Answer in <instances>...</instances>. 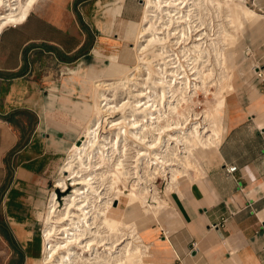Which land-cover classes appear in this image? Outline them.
Segmentation results:
<instances>
[{
    "label": "crops",
    "instance_id": "obj_1",
    "mask_svg": "<svg viewBox=\"0 0 264 264\" xmlns=\"http://www.w3.org/2000/svg\"><path fill=\"white\" fill-rule=\"evenodd\" d=\"M254 2L264 14V0ZM142 7L143 0H45L0 33V253L7 256L0 264L37 262L32 232L43 225L48 182L92 117V103H82L87 86L113 53L133 66L126 31ZM252 48L250 67L225 95L221 141L202 164L212 159L169 195L171 211L166 202L159 220H172L151 225L158 228L145 238L152 264H264V38ZM18 111L25 113L16 126L6 117ZM229 167L236 171L227 174Z\"/></svg>",
    "mask_w": 264,
    "mask_h": 264
},
{
    "label": "bare ground",
    "instance_id": "obj_2",
    "mask_svg": "<svg viewBox=\"0 0 264 264\" xmlns=\"http://www.w3.org/2000/svg\"><path fill=\"white\" fill-rule=\"evenodd\" d=\"M38 1L0 0V33L23 23ZM261 17L246 0H143L141 20L127 28L134 34V64L125 68L113 53L94 83L91 120L80 144L67 150L55 180L56 190L71 187V193L62 208L52 194L43 220V257L35 264H152L145 261L150 244L135 222L150 216L158 222L160 202L146 205L155 198V177L165 174L174 194L181 178L192 182L204 171L202 154L222 138L232 41L244 23ZM213 86V105L190 111L198 93L207 99ZM106 114L120 116L103 135ZM133 152L131 161L127 153ZM129 161H141L139 177ZM129 183V193L122 192L119 185ZM121 197L127 210L118 219ZM137 208L143 212L138 219ZM126 213L129 224L123 222Z\"/></svg>",
    "mask_w": 264,
    "mask_h": 264
},
{
    "label": "rangeland",
    "instance_id": "obj_3",
    "mask_svg": "<svg viewBox=\"0 0 264 264\" xmlns=\"http://www.w3.org/2000/svg\"><path fill=\"white\" fill-rule=\"evenodd\" d=\"M42 1H45V0H39L38 2H42ZM250 2H251V0H246V5L248 7H250V8H254L255 10H257V3H255L254 0H252L251 3ZM253 4L256 5V6L254 7ZM262 15H264V14H262ZM230 26L232 27L233 25H230ZM259 26H261V27H259ZM237 32H238V34H237ZM237 32H236V37L237 38L234 39L232 41V44H231L232 45L231 53L228 54V56H227V58L225 60L226 61V66L228 68L227 69V74H230L231 75L230 78H232V80H230V82H233L235 80V78L237 77V72L250 67V63L251 62L247 59L248 57H250L249 53L253 52V48L252 47H254L255 43L257 41H259L260 38L261 39L264 38V18H262L260 20V22H258L256 24H251V23H248V22L244 23V31L241 33V31L237 30ZM126 38L131 40V43L129 45V49L127 48V53H128L129 56L133 57V59H134V52L132 50V47H133L132 44H133V39H134L133 32L127 30L126 31ZM247 54H249V55L247 56ZM110 64H111V61L109 60V62L102 64L101 68H103L105 70ZM182 64H183L184 68L185 69L187 68L186 70H188L187 62L184 61ZM122 66H124L125 68H132V66L131 67H128V66H125V65H122ZM217 71H218V69H217ZM95 82L96 81H94L93 83L89 84V86H87V93H89L90 96L86 97L85 100L82 103H87V102L88 103H92V98H93L92 97V92L94 91V83ZM210 91H211V93H210L211 96L208 95L207 99L201 93H198V98H197L198 104L196 105V107L192 106L190 108V111H193V109H194L195 112L201 113L203 110L207 109L208 106H212L213 103L215 102L214 96L212 94V93L216 92V89L214 88V86L211 87ZM224 92H225V90H224ZM229 92H231V88H228V93ZM205 100L209 101L210 104L209 103L206 104ZM74 111L76 113L78 112L77 110H74ZM107 115L108 114H106L104 116V119H106L107 122H104V119H103V124H102V128H101V134H103V135H105V134H107L109 132L108 131V125H109L108 122L109 121H116L119 118V116H120L118 114L108 115V116ZM76 136L77 137L82 136V130L77 132ZM79 141H80V139H79ZM79 144H80V142H79ZM131 145L132 144L130 143L129 146H131ZM136 149L140 150L141 152H146V150H144V147L141 148V146L139 147V145H137ZM134 153L135 152H133V154H129V155L127 153V157H129L130 155L134 156L135 155ZM212 156H213V153L209 154L208 157L205 158V161L203 162L204 163L203 164L204 170L207 167L206 165L209 164V160L212 159ZM65 157H66V153L63 155V157L60 160L57 161V164H56L57 168H56L55 172L53 173L52 177L50 178V180L48 182V186L46 188V193H45L44 205H43V208H42V216L45 214V212L47 210V206H48L49 200H50V198H51L53 193L56 194V201H57V203L59 204V206L61 208L63 207L64 198L71 193V187H68V191L64 192V193H60V191H61L60 189L56 190V188H54L55 180H56V178L59 175L60 167H61ZM130 157L132 158V156H130ZM133 159L134 158H132L131 161H133ZM135 159H136V157H135ZM139 160L142 161V158H139ZM141 161L134 162L135 164L131 163L129 161L132 165L129 162L127 163V164H129L131 166H134V165L137 166L136 168H133L132 171H131L132 173H137V174H135V176H137V177H139V175L142 174V172L140 171V168H142ZM163 176H165V174H162V176L158 175L157 177H155L156 179L154 180V183L152 184L154 191L151 192V194L153 195V198L155 197L154 198L155 200L154 199L152 200L151 197L146 199V205L156 207V206H158V203H156V202H160L161 210L165 211L166 208H167L166 204L168 203V208L167 209H168V211H171V209L169 208V207H171V205H170L171 196H169L171 194V192L167 188L168 187V181H167L166 177H163ZM182 182H188V180L186 178H184ZM130 183L128 185H126L125 187L122 184L119 185V187L122 189V192L129 193V190H130L129 185H130ZM70 184H71V182L67 181V185H70ZM126 210H127V208L125 206V199L121 197V202L119 204V213H117L116 217L118 219H121L123 213H125ZM161 210H160V213L158 212L157 219H156L158 221V223L160 222L159 219H160L161 215L163 214V212H161ZM134 213H135L134 216L137 217V219H138L139 215L143 216L142 210H140V209L138 210V208H137L136 211H134ZM166 216H168V215H165V217L162 219V222H160V224L164 225L165 222L167 223V222H170L172 220L171 216H168V217H166ZM141 218L139 220H137L135 223H136V225L138 227L139 235L145 239V238H147L149 232H153V231L157 232L158 228L153 229L151 227V225L157 226V223L154 221L153 216H150V217H148L146 219H141ZM130 221L131 220L128 218L127 213H126L125 217L123 218V222L125 224H129ZM145 221H147V222H145ZM42 229H43V225L41 223L39 231L38 232H32L31 245L33 246V253H34L33 259L36 260V261H38L39 259H41L43 257L44 248H43V242H42ZM26 235H27V237L30 236V234H26ZM24 242H25V239L21 242V244L23 246H24ZM6 243H9V242H6ZM6 257L7 256L4 253H0V260L5 261ZM148 258H149V255L145 258L146 262H150L151 261Z\"/></svg>",
    "mask_w": 264,
    "mask_h": 264
},
{
    "label": "trees",
    "instance_id": "obj_4",
    "mask_svg": "<svg viewBox=\"0 0 264 264\" xmlns=\"http://www.w3.org/2000/svg\"><path fill=\"white\" fill-rule=\"evenodd\" d=\"M24 113H25V112H23V111L15 112V113L11 114V116L6 117V120H7L9 123L13 124V125L19 126L18 123H16L15 121H13V119H14V118L16 119V118H18V117L24 115ZM5 238H6L7 240H9V236H5Z\"/></svg>",
    "mask_w": 264,
    "mask_h": 264
},
{
    "label": "built area",
    "instance_id": "obj_5",
    "mask_svg": "<svg viewBox=\"0 0 264 264\" xmlns=\"http://www.w3.org/2000/svg\"><path fill=\"white\" fill-rule=\"evenodd\" d=\"M258 78H261V73L257 72V75H256ZM226 173L227 174H233L235 171H236V167H229V168H226L225 169Z\"/></svg>",
    "mask_w": 264,
    "mask_h": 264
}]
</instances>
